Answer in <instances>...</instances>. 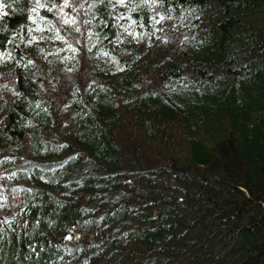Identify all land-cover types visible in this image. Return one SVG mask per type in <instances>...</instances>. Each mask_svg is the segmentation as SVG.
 I'll use <instances>...</instances> for the list:
<instances>
[{
    "label": "trees",
    "instance_id": "obj_1",
    "mask_svg": "<svg viewBox=\"0 0 264 264\" xmlns=\"http://www.w3.org/2000/svg\"><path fill=\"white\" fill-rule=\"evenodd\" d=\"M0 264H264V0H0Z\"/></svg>",
    "mask_w": 264,
    "mask_h": 264
},
{
    "label": "water",
    "instance_id": "obj_2",
    "mask_svg": "<svg viewBox=\"0 0 264 264\" xmlns=\"http://www.w3.org/2000/svg\"><path fill=\"white\" fill-rule=\"evenodd\" d=\"M66 239H67V236L64 237V240H66Z\"/></svg>",
    "mask_w": 264,
    "mask_h": 264
}]
</instances>
